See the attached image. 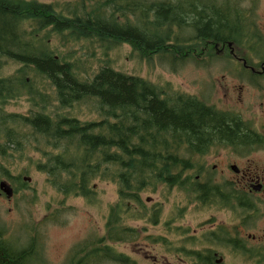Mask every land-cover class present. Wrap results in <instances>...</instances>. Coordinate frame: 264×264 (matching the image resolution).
Here are the masks:
<instances>
[{
	"label": "trees",
	"instance_id": "obj_1",
	"mask_svg": "<svg viewBox=\"0 0 264 264\" xmlns=\"http://www.w3.org/2000/svg\"><path fill=\"white\" fill-rule=\"evenodd\" d=\"M186 1L192 2L0 0V71L8 60L20 64L13 74L0 75V168L9 172L4 159L8 164L29 159L25 173L35 165L63 199L82 197L90 203L96 198V181L116 183L126 214L128 203H139L147 188L155 191L159 182L170 187L181 182L182 164L160 159L166 150L163 142L180 139V133L198 138L216 132V119L199 109L205 106L186 93L109 64L89 78L80 64L57 54L49 42L51 35L60 37L63 46L86 40L99 45L93 50L102 48L105 55L128 44L144 58L161 55L172 61L197 58L202 44L248 42L240 10L227 16L226 31L222 17L212 15L204 22L182 13L179 7ZM204 24L205 30L200 28ZM184 26L198 32L181 33ZM35 76L48 79L53 92L34 88ZM23 97L30 103L29 112H8V105ZM88 101L95 102L97 119L82 120L63 112ZM113 209L102 239H113ZM124 232L120 228L121 236ZM105 245L103 260L116 259L113 248Z\"/></svg>",
	"mask_w": 264,
	"mask_h": 264
},
{
	"label": "flooded vegetation",
	"instance_id": "obj_2",
	"mask_svg": "<svg viewBox=\"0 0 264 264\" xmlns=\"http://www.w3.org/2000/svg\"><path fill=\"white\" fill-rule=\"evenodd\" d=\"M244 2L192 0L179 7L182 13L187 12L204 22L212 15L222 17L226 31L227 16L236 15L240 10L244 15L241 18L242 33L249 38L242 45L229 41L202 44L201 54L197 58L171 63L176 67L189 60L197 67L207 69L208 73L211 65L217 62L223 71L219 77H211L196 92H184L205 106L199 109L216 119L217 131L198 138H185L180 133V139L164 141L166 150L160 159L182 164L181 182L171 187L159 182L161 184L155 190L162 187L167 192L177 191L182 216L188 214V210L209 212V216L193 228L189 239H167L166 235L147 239L145 249L150 264H231L229 257L233 250L242 252L256 264H264V24L261 27L256 17L258 0H249L246 6ZM204 26L200 28L205 30ZM179 30L185 34L198 32V28L191 30L186 26ZM214 57L223 60L215 61ZM169 144L170 149L167 148ZM3 181L13 188L11 196L1 189ZM27 185L21 173L1 172L0 200L18 208ZM115 185L118 199L113 209L114 236L111 239V247L116 255L114 260L117 264H135L134 259L121 252L118 245L124 239H138L140 232L132 227H121L125 210L120 205L118 184ZM145 191H151V188L141 193ZM26 196H30V201L36 198L35 193ZM164 198L167 199V195ZM140 200L139 203H128L129 219L146 217L158 224L162 204L159 209L158 205H151V197L144 202L140 195ZM216 210L218 214L214 213ZM221 212L224 219L222 222L216 221ZM227 212L238 215L235 225L228 222ZM11 218L15 217L9 216L6 220ZM56 218L54 212L50 214L51 220ZM3 219L0 215V264H55L54 259L46 255L48 247L45 239H39L36 235L30 239H13L14 227L3 222ZM168 224L167 219L165 225ZM120 228L125 230L126 235L121 236ZM32 230L28 229V232ZM104 240L102 237L93 241L81 239L74 242V246H66L67 252L60 254L66 257L62 264H102ZM252 252L256 256H250ZM157 255L161 257L160 260Z\"/></svg>",
	"mask_w": 264,
	"mask_h": 264
},
{
	"label": "rangeland",
	"instance_id": "obj_3",
	"mask_svg": "<svg viewBox=\"0 0 264 264\" xmlns=\"http://www.w3.org/2000/svg\"><path fill=\"white\" fill-rule=\"evenodd\" d=\"M38 1L53 3L68 0ZM248 1L245 0V6L249 4ZM256 17L262 27V24H264V0H258ZM49 44L57 54L69 57L70 60L80 64L81 68L87 71L84 73L89 78H92V75L100 70L102 66L109 64L121 72L143 77L159 86H166L170 90L172 89L181 93L196 92L198 88L206 85L211 77H219L223 72L220 64L217 62L211 65L208 73L207 69H201L189 60L173 67L171 64L173 61L169 57L154 55L144 58L139 53L133 51L128 44L113 47L111 50H108V55H105L102 48H95L93 50L94 47H98L99 45L92 46L86 40L71 41L65 43V46H63L60 37L51 35ZM105 60L108 63H105ZM213 60L219 61L223 60V58L214 57ZM19 66V63L8 60L7 64L0 71V75H11ZM32 84L38 90L43 91L45 87V92H53V87L46 78L41 79L35 76ZM51 102L58 105V102L54 100ZM29 109L30 103L26 97L13 100L7 107L8 112L22 114L28 113ZM63 112L75 115L82 120H94L98 118L94 101L76 104L72 110H65ZM29 156H33L37 160L40 155L30 152ZM28 161L29 159L19 160L16 158L15 161L12 160L13 164L9 162V165L4 159V165H8L6 169L10 172L15 175L21 173L32 179L30 182L26 181L29 186L27 185L25 189L23 188L18 208L0 200V215L5 218L3 222L12 228L14 227L13 235L11 236L13 239H30L33 235L38 236L39 239H45L48 247L46 255L52 257L55 264H62L66 257L60 254L67 252L66 246L68 247L70 244L74 246L73 243L81 239L89 241L97 238L100 239L106 234L105 224L111 208L114 207L118 199L117 186L115 183L96 181V198L93 199V203L88 202L82 197L71 196L63 199V195L48 184L46 174L39 172L35 165H31L28 173H25L24 167ZM1 172L6 171L0 168ZM161 190L162 187H159L156 192L151 190L140 194L144 202L148 197H151L153 200L151 205H158L159 209L160 204H162V213L160 216L159 211L160 222L158 224L152 223L146 217L142 219L135 218L136 220L129 219L131 214L126 213L120 224L121 227H132L137 232H140L138 239H124L118 245L121 252L134 259L135 264H150V260L147 257L148 253L145 249V244L147 246L148 242L147 239H156L160 235H166L167 239H189L193 228L200 222L207 220L209 216V212H199V210H188V214H183L182 216L181 209L178 206L179 196L177 191L167 192ZM33 193L36 194V198L34 201H30V196L26 195H32ZM166 195L167 199L164 198ZM147 205L149 206L150 204ZM53 212L57 215L55 220L50 219V214ZM214 213L218 214L217 210ZM9 216L15 218L6 220ZM172 216H175V218L171 219L170 217ZM227 216H229L228 222L231 225H235L237 223L236 220L239 219L235 213L227 212ZM167 219L169 222L168 226L165 225ZM223 219L224 214L221 212L216 221L222 222ZM179 227L180 229H178ZM32 228V232H28V229ZM111 241L105 239L104 245L108 244L111 246ZM157 257L159 260L161 259L160 256L157 255ZM229 261L231 264H256L255 261L249 260L242 252H235L234 250L229 257ZM173 262L178 263V261ZM102 264H117V261L105 259Z\"/></svg>",
	"mask_w": 264,
	"mask_h": 264
},
{
	"label": "water",
	"instance_id": "obj_4",
	"mask_svg": "<svg viewBox=\"0 0 264 264\" xmlns=\"http://www.w3.org/2000/svg\"><path fill=\"white\" fill-rule=\"evenodd\" d=\"M25 180L31 181V177L26 176ZM1 188L4 191H6L9 196H11L13 194V188L7 182H5V181L1 182Z\"/></svg>",
	"mask_w": 264,
	"mask_h": 264
}]
</instances>
